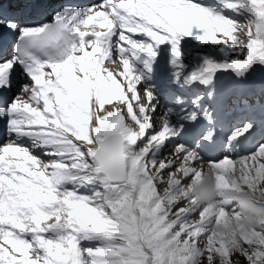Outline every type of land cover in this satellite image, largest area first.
Here are the masks:
<instances>
[{
  "label": "snow or ice",
  "instance_id": "1",
  "mask_svg": "<svg viewBox=\"0 0 264 264\" xmlns=\"http://www.w3.org/2000/svg\"><path fill=\"white\" fill-rule=\"evenodd\" d=\"M34 12L42 0H0V120L15 136L0 147V264H264V216L244 213L264 211V145L241 152L246 124L228 137L231 154L204 152L216 146L219 92L264 70V0ZM193 42L210 47L188 71ZM106 61L122 64L123 83ZM114 99L122 107L101 115ZM209 180L211 202L200 199Z\"/></svg>",
  "mask_w": 264,
  "mask_h": 264
},
{
  "label": "clouds",
  "instance_id": "2",
  "mask_svg": "<svg viewBox=\"0 0 264 264\" xmlns=\"http://www.w3.org/2000/svg\"><path fill=\"white\" fill-rule=\"evenodd\" d=\"M214 197V191L212 188L211 181H207L205 185L201 188L200 191V199L211 202ZM244 213L246 217H256L264 216V211L260 209H256L252 207L250 204L244 205ZM233 225L235 226V221H233Z\"/></svg>",
  "mask_w": 264,
  "mask_h": 264
},
{
  "label": "rangeland",
  "instance_id": "3",
  "mask_svg": "<svg viewBox=\"0 0 264 264\" xmlns=\"http://www.w3.org/2000/svg\"><path fill=\"white\" fill-rule=\"evenodd\" d=\"M233 15V17L234 18H237V19H239L238 17H235V15L234 14H232ZM237 35H239V34H237ZM205 49H208L210 46H203ZM191 60H188L187 61V63L188 62H190ZM194 62H195V64H194V67H195V65H196V63L198 62V61H196L195 59L193 60ZM193 67V68H194ZM193 68H191V67H189L188 66V71H191ZM168 70H171V66L169 65V67H168ZM264 73V70H254L253 72H252V74H253V76L254 77H257L258 75H261V74H263ZM230 84V83H229ZM92 102H90V104H91ZM108 104H106L105 105V107H104V109H102L101 110V112H100V114L101 115H103V114H105L106 113V111H111V107L110 106H108ZM92 110L93 111H95V108H92ZM82 191H83V189H82ZM54 222V220H50L49 221V223H53ZM237 261H238V264H246V262H245V260H244V258L243 257H240V256H237Z\"/></svg>",
  "mask_w": 264,
  "mask_h": 264
},
{
  "label": "bare ground",
  "instance_id": "4",
  "mask_svg": "<svg viewBox=\"0 0 264 264\" xmlns=\"http://www.w3.org/2000/svg\"><path fill=\"white\" fill-rule=\"evenodd\" d=\"M163 47V46H162Z\"/></svg>",
  "mask_w": 264,
  "mask_h": 264
}]
</instances>
